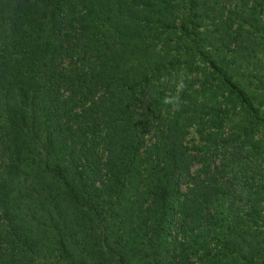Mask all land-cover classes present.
<instances>
[{
	"label": "trees",
	"instance_id": "obj_1",
	"mask_svg": "<svg viewBox=\"0 0 264 264\" xmlns=\"http://www.w3.org/2000/svg\"><path fill=\"white\" fill-rule=\"evenodd\" d=\"M0 264H264V0H0Z\"/></svg>",
	"mask_w": 264,
	"mask_h": 264
},
{
	"label": "clouds",
	"instance_id": "obj_2",
	"mask_svg": "<svg viewBox=\"0 0 264 264\" xmlns=\"http://www.w3.org/2000/svg\"><path fill=\"white\" fill-rule=\"evenodd\" d=\"M187 76L184 73L171 74V79L169 75H164L160 78L159 83L165 86H172L175 88V92H170L163 97L162 103L164 105L170 106L173 110L178 111L182 105L181 92L187 87Z\"/></svg>",
	"mask_w": 264,
	"mask_h": 264
}]
</instances>
